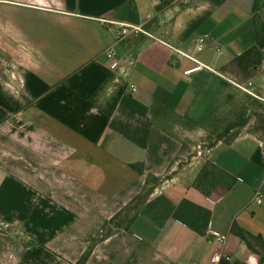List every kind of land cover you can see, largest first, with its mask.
Returning a JSON list of instances; mask_svg holds the SVG:
<instances>
[{"label":"crops","instance_id":"1","mask_svg":"<svg viewBox=\"0 0 264 264\" xmlns=\"http://www.w3.org/2000/svg\"><path fill=\"white\" fill-rule=\"evenodd\" d=\"M257 1L0 0V264H79L115 216L84 264H259L264 136L210 144L238 85L264 105Z\"/></svg>","mask_w":264,"mask_h":264},{"label":"trees","instance_id":"2","mask_svg":"<svg viewBox=\"0 0 264 264\" xmlns=\"http://www.w3.org/2000/svg\"><path fill=\"white\" fill-rule=\"evenodd\" d=\"M174 1L176 0H160V4L158 6L159 9H162L166 6L171 5ZM261 4H264V0L257 1L255 3L254 7V23H255V35H256V42L260 47H264V20L261 18L259 10L261 7ZM121 95V91H118L108 102V108H107V113L112 114ZM247 112H244L243 115V125L245 126L248 123V117H247ZM239 126V123H231L228 127L223 129L222 131H218L216 137H213L212 135L210 136V144L212 141L215 140H222L224 139L226 142H230L233 138L237 137L241 132H237L233 135H230V132ZM256 133L257 132L255 129L250 130ZM208 168V165L203 169L201 174L199 175V178L197 179V183L200 182V180L203 178V175L205 174L206 169ZM264 193V190H263ZM117 218L118 216L113 217L111 220H109L105 225L103 226V231L99 234V236L95 239L94 244L87 250V252L84 254L81 262L79 264H84L86 259L88 258L89 254L92 252L94 246L96 245L97 242L101 241L108 235H110L113 232V229L111 226L115 225L117 227ZM0 229H3V226L0 223ZM239 235L243 240L247 242V245L249 248L257 253L260 256V261L259 264H264V239L260 235H253L247 231L240 230Z\"/></svg>","mask_w":264,"mask_h":264},{"label":"rangeland","instance_id":"3","mask_svg":"<svg viewBox=\"0 0 264 264\" xmlns=\"http://www.w3.org/2000/svg\"><path fill=\"white\" fill-rule=\"evenodd\" d=\"M247 112L248 123L243 126V115L244 112ZM239 123L236 128H234L230 135H233L237 132L256 130L264 136V105L261 102H257L253 97L248 96L244 101L239 102L236 106L232 107L230 110L225 112L218 119V123L211 127L213 132L211 135L216 137L218 131H222L228 127L231 123ZM150 190H146L137 198H135L130 205L127 206L126 216L127 218L133 214V209L136 208L143 200L150 194ZM120 215V214H119ZM122 215V214H121Z\"/></svg>","mask_w":264,"mask_h":264},{"label":"built area","instance_id":"4","mask_svg":"<svg viewBox=\"0 0 264 264\" xmlns=\"http://www.w3.org/2000/svg\"><path fill=\"white\" fill-rule=\"evenodd\" d=\"M143 32H145V31H144V29L141 26L122 25L121 29L119 31V35H120L121 39H123L125 36H127L129 34H140V33H143ZM207 42H208V38L204 37V36H198L195 39L196 47L199 50H202L207 45ZM107 55L112 60L111 68L113 70L119 69L122 74H126L127 73L128 67L114 58V53H113L112 49H109ZM197 63L198 64L195 67L187 69L185 71V73L186 74H190V73L198 71V70H200V69H202L204 67L208 68L207 65H205V64H203V63H201L199 61H197ZM238 86H239L240 89H242L246 93L252 95L255 98H258V99L262 100V98L253 90V83L252 82H249L248 84H240ZM132 90L136 91L137 87L132 85ZM258 196L260 197L262 195L260 193H258ZM258 202L260 203L261 200L259 199ZM208 235H210L213 238L217 239L221 243L225 242V237L222 236L217 231H215L214 229H209L208 230ZM222 260L230 261L231 260V256L230 255H224V254H222L220 252H217V253L214 254L213 259H212V261L214 263H218V262H220Z\"/></svg>","mask_w":264,"mask_h":264}]
</instances>
